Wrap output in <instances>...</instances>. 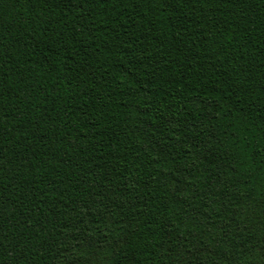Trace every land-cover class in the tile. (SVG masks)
<instances>
[{
  "label": "trees",
  "instance_id": "obj_1",
  "mask_svg": "<svg viewBox=\"0 0 264 264\" xmlns=\"http://www.w3.org/2000/svg\"><path fill=\"white\" fill-rule=\"evenodd\" d=\"M0 264H264V0H0Z\"/></svg>",
  "mask_w": 264,
  "mask_h": 264
}]
</instances>
